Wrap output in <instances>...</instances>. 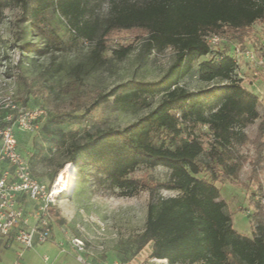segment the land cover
<instances>
[{"label":"trees","instance_id":"trees-1","mask_svg":"<svg viewBox=\"0 0 264 264\" xmlns=\"http://www.w3.org/2000/svg\"><path fill=\"white\" fill-rule=\"evenodd\" d=\"M47 2L58 6L74 39L93 44L87 61L73 66L75 80L105 66L112 33L136 32L146 54L169 47L175 51L173 64L158 81L118 84L82 114L75 113L81 107L76 97L73 111L49 117L44 128L55 150L79 171L78 180L85 179L83 173H97L121 196H132L143 186L128 177L136 168L168 170V179L149 190L144 230L133 253L151 243L149 258L167 264H264V229L259 226L264 224V206L255 200L257 194L249 197L254 211L249 237L233 229L227 204L213 183L239 182L246 162L240 152L247 140L243 130L261 100L233 77L238 64L231 54L213 52L205 40L211 34L242 38L253 24L264 20V0H0V7L18 5L23 21L40 37L39 43L22 46L26 52L64 53L73 47L47 23L31 21L40 13L34 6L47 7ZM105 6L107 14L100 17L98 12ZM131 50L132 45H119L112 53L122 60ZM60 69L51 67L50 76ZM194 74L202 82L223 83L195 92L179 85ZM157 96L160 100L152 110L121 129L95 126L79 138V131L61 128L93 120V111L103 106L111 112L138 113L150 108ZM21 104L25 106V101ZM202 127L211 135L207 147L197 134ZM258 128L264 133L262 121ZM21 134L16 133L18 145ZM262 150L264 144H258L250 176L254 182L256 171L264 168ZM62 167L63 163L57 169ZM202 173L211 181L199 177ZM159 191L177 194L162 197Z\"/></svg>","mask_w":264,"mask_h":264},{"label":"rangeland","instance_id":"rangeland-1","mask_svg":"<svg viewBox=\"0 0 264 264\" xmlns=\"http://www.w3.org/2000/svg\"><path fill=\"white\" fill-rule=\"evenodd\" d=\"M47 5L34 6L40 13L31 21L35 24L47 23L62 40L72 42V49L64 53L44 55L24 51L22 46L39 43L40 37L23 21L22 10L18 5L0 7V94L11 95L20 104L25 101V106L30 109L41 107L46 111V117L34 132L19 136V150L28 159L33 175L44 184L50 185L64 171L65 181L71 180L70 183L73 184L71 189L57 196L52 207L51 237H55L56 247L64 253L60 257L66 264H79V256L87 264H167L166 261L149 258L151 243L140 253L135 255L133 252L136 239L144 230L149 190L168 179V170L163 167L136 168L128 177L140 180L143 186L132 196H121L118 189L110 188L103 176L97 173H83L85 179L78 180L79 171L74 169L73 163L67 162V157L55 150L44 128L48 126L49 117L73 111L76 97L80 99L81 107L75 113L82 114L100 94L108 92L118 84L158 81L173 64L175 51L169 47L162 52L146 54L141 40H136V32L112 33L107 41L108 50L104 53L107 61L105 66L75 80L71 70L76 64L87 61L93 44L74 39V34L58 6L48 2ZM98 14L104 17L107 14L106 6ZM220 37L222 41L215 47L219 51L231 54L233 46L236 45L251 52V57H238V66L233 77L241 79L242 84L261 100V106L251 115L243 130L247 140L240 152L246 157V162L240 171L239 182H213L227 204L233 229L250 237L253 231L251 215L254 212L249 204L251 194H257L255 200H259L264 206V168L256 171L258 183L250 180L257 145L264 144V133L258 128L261 121L264 128V20L253 24L240 39L226 35ZM119 45H132L131 52L122 60H117L112 53ZM57 65L61 69L51 77L50 68ZM221 83L223 81L219 79L202 82L194 74L184 77L179 85L195 92L216 88ZM159 100L160 96L155 97L150 108L138 113L111 112L103 106L93 111V120L65 124L61 128L65 132L79 131V138L84 137V131H91L95 126L121 129L152 110ZM197 134L207 147L211 135L206 127L197 130ZM261 155H264L263 150ZM61 163L63 167L59 170L57 167ZM199 177L211 181L206 173ZM259 186L262 187L263 196L258 195ZM176 194L169 191L157 193L162 197ZM259 226L264 229V224ZM75 237L84 242V251L81 253L68 240ZM45 244L32 249L37 253L38 264H52L57 256L58 249H46ZM44 255L49 258V262H42Z\"/></svg>","mask_w":264,"mask_h":264},{"label":"built area","instance_id":"built-area-1","mask_svg":"<svg viewBox=\"0 0 264 264\" xmlns=\"http://www.w3.org/2000/svg\"><path fill=\"white\" fill-rule=\"evenodd\" d=\"M213 52H218L220 35L205 38ZM247 49L236 45L231 56L238 64V57H251ZM46 117L44 108L30 109L18 103L11 95L0 94V240L9 248L13 244L24 250L33 249L51 239L52 207L55 205V182L44 184L37 179L28 159L19 152L16 133H32ZM78 252L84 251V242L79 238L68 239ZM1 250V244H0ZM21 252L10 264H22ZM79 264H87L79 256Z\"/></svg>","mask_w":264,"mask_h":264},{"label":"crops","instance_id":"crops-1","mask_svg":"<svg viewBox=\"0 0 264 264\" xmlns=\"http://www.w3.org/2000/svg\"><path fill=\"white\" fill-rule=\"evenodd\" d=\"M57 237V236H56ZM52 238V237H51ZM55 237L52 238L48 242H46V249H58L55 245ZM1 244V250H0V264H10L12 261H14L17 257L18 252H21V262L22 264H38L37 260V253L35 254L34 250H24L19 245L13 244L11 247L6 248L2 241L0 240ZM61 255H64L62 251L58 249L57 256L54 258L52 264H66V261L60 257ZM42 262L47 263L49 262V258L47 256L42 257ZM41 264V262H40Z\"/></svg>","mask_w":264,"mask_h":264},{"label":"bare ground","instance_id":"bare-ground-1","mask_svg":"<svg viewBox=\"0 0 264 264\" xmlns=\"http://www.w3.org/2000/svg\"><path fill=\"white\" fill-rule=\"evenodd\" d=\"M55 182V194H57V196L62 193L65 192V190L67 189H71L73 187V184L70 183V181H65V177H64V171L60 172V174L55 178L54 180Z\"/></svg>","mask_w":264,"mask_h":264}]
</instances>
